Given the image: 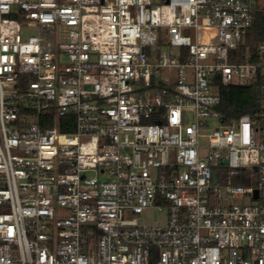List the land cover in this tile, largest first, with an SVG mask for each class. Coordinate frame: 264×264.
Here are the masks:
<instances>
[{
  "label": "built area",
  "instance_id": "1",
  "mask_svg": "<svg viewBox=\"0 0 264 264\" xmlns=\"http://www.w3.org/2000/svg\"><path fill=\"white\" fill-rule=\"evenodd\" d=\"M259 5L0 0V264H264V99L219 110Z\"/></svg>",
  "mask_w": 264,
  "mask_h": 264
},
{
  "label": "trees",
  "instance_id": "2",
  "mask_svg": "<svg viewBox=\"0 0 264 264\" xmlns=\"http://www.w3.org/2000/svg\"><path fill=\"white\" fill-rule=\"evenodd\" d=\"M264 43V7L260 4L252 26L245 33L242 42L231 54L232 61H256L257 48ZM222 102L219 110L223 122L230 124L243 114H255L262 109L264 99V77L257 76L249 86L232 85L219 89Z\"/></svg>",
  "mask_w": 264,
  "mask_h": 264
},
{
  "label": "rangeland",
  "instance_id": "3",
  "mask_svg": "<svg viewBox=\"0 0 264 264\" xmlns=\"http://www.w3.org/2000/svg\"><path fill=\"white\" fill-rule=\"evenodd\" d=\"M260 4L262 7H264V0H260ZM37 27L35 26H27L26 28L23 29V35L26 37L30 34H35L37 33ZM246 202H249V199H246ZM165 218V212L164 211H159L157 208H149L144 211L142 214V219L143 221L147 223H157L162 221Z\"/></svg>",
  "mask_w": 264,
  "mask_h": 264
},
{
  "label": "water",
  "instance_id": "4",
  "mask_svg": "<svg viewBox=\"0 0 264 264\" xmlns=\"http://www.w3.org/2000/svg\"><path fill=\"white\" fill-rule=\"evenodd\" d=\"M256 193H257V191H256Z\"/></svg>",
  "mask_w": 264,
  "mask_h": 264
}]
</instances>
